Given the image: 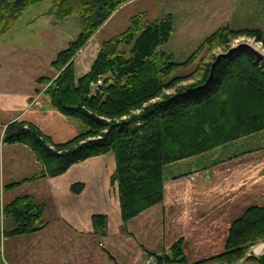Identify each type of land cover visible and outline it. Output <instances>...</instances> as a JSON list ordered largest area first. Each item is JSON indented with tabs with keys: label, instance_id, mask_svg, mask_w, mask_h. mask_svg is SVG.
Wrapping results in <instances>:
<instances>
[{
	"label": "trees",
	"instance_id": "obj_1",
	"mask_svg": "<svg viewBox=\"0 0 264 264\" xmlns=\"http://www.w3.org/2000/svg\"><path fill=\"white\" fill-rule=\"evenodd\" d=\"M38 1L0 0V35L24 9ZM122 1L77 0L75 7L68 0L50 1L45 13L53 22L75 14L79 29L50 61L56 75L52 79L40 76L36 82L47 83L42 92L49 104L77 119L82 129L65 141L53 142L33 123L12 119L0 124V141L26 144L46 176L60 174L89 156L111 153L115 167L110 183L116 185L124 223L161 200L164 164L264 130V65L246 46L227 49L238 35L263 44L264 40L255 27L219 26L185 60L174 62L170 53L159 48L172 31L170 14L144 20L143 13H136L128 17L122 31L100 42L88 70L76 76L75 52ZM127 45L128 50L121 48ZM216 47L222 51L212 54L210 50ZM201 51L203 55L191 72L166 79L174 68L192 63ZM206 53L208 57L203 60ZM97 78L100 84L90 91L89 83ZM188 78L191 82L180 83ZM80 187V183L70 185L73 192ZM41 209L29 194L3 204L0 246L6 235L39 230ZM6 218L13 222L9 230L3 228ZM90 219L93 231L102 235L106 216L93 214ZM258 240H264V204L249 205L231 220L221 251L188 261L182 238H177L155 260L166 264H229L243 256L245 262L264 264V252L244 255Z\"/></svg>",
	"mask_w": 264,
	"mask_h": 264
},
{
	"label": "crops",
	"instance_id": "obj_2",
	"mask_svg": "<svg viewBox=\"0 0 264 264\" xmlns=\"http://www.w3.org/2000/svg\"><path fill=\"white\" fill-rule=\"evenodd\" d=\"M83 70L88 68L84 66ZM1 81L0 124L12 119L29 121L53 142L65 141L82 129L77 119L49 104L43 86L23 90L17 87L22 83L19 78H7L6 84L11 86ZM256 149L227 159L197 160L192 159L193 155L164 164L161 200L122 223L116 185L110 183L115 167L111 153L89 156L70 164L60 174L46 176L26 144L0 141V207L23 194L31 195L42 206L39 230L2 238V264H40L50 255L68 264H87L90 260L92 264H144L146 252L162 250L177 238H182L186 258L196 260L201 253L195 249L188 256L187 245H204L207 252L212 246H223L231 220L249 205L264 204V167L259 166L264 165V150ZM249 155L253 160L246 158ZM249 162L260 167L251 188L247 184ZM12 182L18 183L4 187ZM74 183L81 184L77 192L70 189ZM93 214L106 216L102 235L93 231ZM12 226L11 219H4L5 230ZM135 235H140L143 243L137 242L139 252L132 246L130 253L128 247L126 258L117 260L104 248L94 250L92 256L88 253L93 238L99 245L105 239L108 245L123 248ZM140 252L142 259L138 258Z\"/></svg>",
	"mask_w": 264,
	"mask_h": 264
},
{
	"label": "rangeland",
	"instance_id": "obj_3",
	"mask_svg": "<svg viewBox=\"0 0 264 264\" xmlns=\"http://www.w3.org/2000/svg\"><path fill=\"white\" fill-rule=\"evenodd\" d=\"M50 1L40 0L31 4L20 13L10 28L4 34L0 35V79L2 80L1 82L5 83V86H11L6 84L7 78L16 77L22 81L17 87L23 90H29L30 88L36 87V85L38 86L37 88H42V86L44 88L47 83H38V85L36 82L37 78L40 76H48L52 79L56 75V70L50 65V61L55 58L58 51L64 49L69 41L75 38L79 29V22L75 14L53 22L51 15L45 13L50 5ZM68 3L73 7L78 4L77 0H68ZM136 13H143L144 20H152L170 14L172 31L167 41L159 48L166 53H170L174 62H182L185 60L202 39L219 26L228 25L231 28L255 27L261 31L264 40V0H125L114 9L103 24L75 52L73 63L76 76L83 73L84 66L86 69L89 67L100 42L122 31L127 25L128 17ZM129 45L121 46V48L128 50ZM239 45L249 47L260 61V64L264 65V44L261 41L254 40L252 37L246 35H238L231 39L227 49ZM221 51L222 49L219 47L210 50L212 54H217ZM202 55L203 51L195 57L192 63L179 65L174 68L166 79L188 74L194 69L196 62ZM206 57H208L207 53L204 55L203 60H206ZM188 82H191V78L182 80L180 83ZM90 91H93V86H90ZM256 148H259L258 150H264V130L253 132L198 153L192 159L210 160L212 157H224L227 159L232 155L242 154L243 152L248 153L252 149L257 150ZM246 158L253 160L254 157L250 158L249 155ZM249 165L250 178L247 184L251 188L254 184L257 168L264 167V165H259V167L251 162H249ZM168 169V171H172L170 167ZM164 170L167 171V169ZM243 205L244 207L247 206V204ZM132 225L133 222L129 223L128 228ZM126 234L128 233L126 232ZM141 240L140 235L129 237L124 247L121 248L114 243L111 246L108 245L105 239L101 240V244L99 245L98 239L93 238L89 243L88 253L92 256L94 250L100 251L102 248L109 249L111 255L115 259L120 260L126 258L128 247L130 248V253L132 252V246H134L135 252H139L137 242ZM258 243H264V240H258L250 245L244 255L251 254L258 256L262 254L264 252V245L258 253L253 250V246ZM146 244L149 243L145 242ZM167 247L162 250H166ZM221 247V245H218L213 249L212 246L208 252L205 250L204 245H187L186 248L188 256H191V252L193 253L195 249L199 250V253L202 255L199 254L198 256L202 257L198 259H201L208 256L207 253L217 250L221 251ZM151 252H146L145 257ZM153 252L162 253L161 250ZM141 255L143 253L140 252L138 255L139 259H142ZM92 263L93 260H90L87 264ZM40 264H68V262L60 261L50 255L47 260L42 261ZM152 264L166 263H157L155 260ZM207 264L220 263L215 261ZM229 264L253 263L243 261L242 256L239 260Z\"/></svg>",
	"mask_w": 264,
	"mask_h": 264
},
{
	"label": "built area",
	"instance_id": "obj_4",
	"mask_svg": "<svg viewBox=\"0 0 264 264\" xmlns=\"http://www.w3.org/2000/svg\"><path fill=\"white\" fill-rule=\"evenodd\" d=\"M100 82H101L100 78H97L96 80L91 81V82L89 83V88H90V86H93V90H94L96 84H100ZM155 257H156V256L153 255V254H149V255H147L146 258H145V264H152V262L155 261Z\"/></svg>",
	"mask_w": 264,
	"mask_h": 264
},
{
	"label": "bare ground",
	"instance_id": "obj_5",
	"mask_svg": "<svg viewBox=\"0 0 264 264\" xmlns=\"http://www.w3.org/2000/svg\"><path fill=\"white\" fill-rule=\"evenodd\" d=\"M263 245H264V243H258V244H256L255 246H253V250H254L256 253H258L260 250H262ZM150 254H153V255L157 256V255L160 254V253H150Z\"/></svg>",
	"mask_w": 264,
	"mask_h": 264
},
{
	"label": "water",
	"instance_id": "obj_6",
	"mask_svg": "<svg viewBox=\"0 0 264 264\" xmlns=\"http://www.w3.org/2000/svg\"><path fill=\"white\" fill-rule=\"evenodd\" d=\"M239 46H246V45H239ZM239 46H236V47H239ZM247 47V46H246ZM235 48V47H234ZM249 48V47H248ZM230 49H232V48H230Z\"/></svg>",
	"mask_w": 264,
	"mask_h": 264
}]
</instances>
